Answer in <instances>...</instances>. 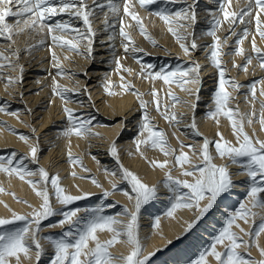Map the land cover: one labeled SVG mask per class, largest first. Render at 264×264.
<instances>
[{
	"label": "snow or ice",
	"instance_id": "6c2138e0",
	"mask_svg": "<svg viewBox=\"0 0 264 264\" xmlns=\"http://www.w3.org/2000/svg\"><path fill=\"white\" fill-rule=\"evenodd\" d=\"M121 3L123 5L121 12ZM161 3L164 4H180L178 9H171L168 7H159ZM199 0H92L89 5L88 0H0V37H7L11 39L14 29H19L23 32L27 30L39 29L43 31L47 29L48 35L51 37L54 45L59 47H66L68 51L75 52L78 55H85L86 58L94 60L96 55L95 39L98 31L93 28L92 21L97 10L103 11L105 8L106 17L110 13L117 18L119 23V36L121 37V47L124 49L125 56L131 51L133 57L136 58L138 52H142L135 46L132 36L126 28H131L133 25L128 23L126 25L125 18L130 17L131 21L135 22V27L139 30L140 35L150 40L155 45V40L148 35L146 27L143 23V18L136 10L137 5L139 9L148 12L150 17H157L167 27V32L170 33L179 43L180 48L186 56H191L195 51L206 50V59L216 69L218 74V86L216 87L212 101L214 103V110H209L206 115L212 118L219 124L218 117H226L231 125L233 135L236 136V144L225 140L223 134L217 131L216 136L219 139L209 140L207 137L203 138V143L200 146L199 152L193 148L192 145H187L194 155L198 156L200 163H194L189 159V156L180 151L176 154V150L172 149L167 144V139L162 130H158L152 124L148 114V102L143 100L144 93L134 90V86L130 81H125L122 84V89L126 92H131L137 96L139 100L140 119L136 125V137L134 144L137 151H141V146L159 149L165 157H172L174 160V167L179 166L181 169L180 175L183 177H190L189 179H181L173 177L172 169L168 168L171 161L165 159L162 162L152 160L150 164L154 168L165 169V179L161 182L164 189H166L169 199V206L164 215L166 217H173L177 209H195L198 215L195 219L187 223L184 229L185 235L191 233L199 224V222L210 213L211 210L217 206L218 201L225 194L230 193L237 185L233 180V175H246L247 187L246 198L248 203L253 207L264 208V140L255 138V134L250 136L244 130V122L248 124L253 123V119L248 115H239L238 109L229 107L230 100L234 97L226 91V85L230 86L233 91L239 93L241 87L245 85L230 79L226 76L227 69L223 66L221 57L226 55H236L242 57L246 63L237 65L233 63V67L242 68L245 72L248 71V65L253 63L255 58L259 67L264 71V50L256 45V37L264 40V0H248L246 6L239 11L226 10L228 4L226 0H217V9L210 13L212 20L210 27L203 34L212 38L210 45H198L195 37V27L198 24L197 6ZM13 6L16 10L13 11ZM150 6H156L155 10H150ZM67 15L69 19L60 20L54 18ZM221 15L223 20H221ZM7 17H15L16 23L11 24L6 22ZM73 20L82 22V27L76 26L72 23ZM224 22H228V33L223 38L217 36V30ZM242 25L241 31L237 32L236 26ZM255 26L253 32L250 25ZM23 25V27H21ZM177 28L184 29V32H178ZM109 29L114 33L115 23L109 21L107 18L104 21V31ZM191 29V30H189ZM58 33V34H57ZM66 36L71 38L66 39ZM229 37L234 39L235 47L231 52L223 51L224 46L229 44ZM251 37V52L254 55H249L246 49L242 47L244 42ZM115 36L108 35L106 51L112 52V60L115 64L117 74L121 70L132 74L129 68H123L121 58L115 53ZM190 43L186 42L189 41ZM101 47H105V42H101ZM84 51H81V49ZM51 52V48L49 49ZM13 56H17V52H12ZM5 57L0 56V60ZM67 59V57H65ZM53 67L57 70V75H64V70L59 59L55 53H52ZM11 63V62H10ZM137 63L141 64L140 71L136 73L137 78L148 80L150 82L162 81L164 85H176L181 90L186 92L189 96H194V101L190 105L193 110L192 122L187 127H190L196 135H200L195 121V109L200 100V90L203 85L200 73L203 66L192 60L187 64H176L174 67L155 70V65L144 64L137 59ZM9 66V65H0ZM123 76L121 80L123 81ZM264 84V79L254 81L248 87V92L251 94L253 103H256V83ZM8 84L23 83V66H20V76L18 78L9 79ZM110 81H105L104 91L111 96L114 93L108 88ZM193 85V88L187 87ZM68 89H62L55 78L52 81V93L54 96H59L61 99L67 101L66 93ZM86 92L87 89L85 88ZM160 90L154 86L151 89L153 103H157V96ZM264 97V90L259 93ZM170 98L176 101L178 98L169 93ZM23 98V93H21ZM248 95H245V100H248ZM91 99V97H89ZM260 118L259 123L261 130L264 131V100L259 101ZM160 112V106L157 103V109ZM30 113L31 110L25 109ZM67 126L60 130V135L69 137L71 135L92 136L97 135L92 133L94 117L90 115H79L73 110L64 108ZM0 114L11 115L19 119L20 113L11 109L7 101H0ZM163 118L171 122H179V118L175 115H168L167 109L160 113ZM234 114L239 118H234ZM255 109H253L252 116H255ZM7 131L18 135L19 139L28 144L30 137L17 130L7 126L5 122L0 121ZM126 122L121 123V129L125 127ZM35 132V129H32ZM185 145L181 142V149ZM214 148L215 153L220 158H226L232 165H238L239 171L233 173L230 171L228 164L217 166L213 163L214 156L211 149ZM40 147L38 138L35 143L29 144V152L26 155H18L17 152L12 151L8 154H0V173L7 175H15L21 181H25L34 194L41 200L38 207L27 204V201H21L15 197L20 203H25L31 211L28 213H17L15 210L5 205L10 213L9 216H0V226L13 225L16 222H23V226L15 228L10 231H0V264H21V254L25 259H33L31 254L34 250V259L36 264L42 260L46 254L45 248L41 244V239L45 240L52 253L49 258V264H150L155 252L144 254L143 239L139 235L140 230V214L141 211L151 202L157 200L160 196L159 184L148 185L143 182L141 178L134 172L125 168L120 161L119 152L116 141H113L108 147V155L115 159L118 165L117 169H104L105 173L111 176L119 175L120 180L127 183L130 190L123 191L130 202L133 203L132 208L122 206L121 211L115 215L102 214L103 207L100 208H69L75 202L90 196V193H82L81 195H72L66 193V190L60 185L58 175H50L44 167L30 168L29 164H38V154ZM69 162L72 164H79V167L87 172L79 158L73 157L71 152L68 153ZM95 160V157H93ZM99 163V161H97ZM187 165V167H185ZM74 177L75 172L71 173ZM38 177V179H31ZM90 179L96 187L102 185L94 177H81ZM50 185V188H49ZM112 191L103 190L102 195L106 199L115 191L120 190L118 184L112 183ZM51 189V191H50ZM4 191L0 188V192ZM54 196L55 201L61 205V208L53 207L51 198ZM203 206L201 207V203ZM109 208L116 207V203L107 205ZM84 212L86 215L81 217L78 213ZM256 213L244 202L231 212L228 213L223 221L222 226L216 232L208 246L198 252V255L190 259L187 264H264V248H259L260 259L256 260L250 256L246 257L240 251L241 248L248 252L255 243V237H259L264 233V217L258 227L249 225V231L245 232L237 220L248 223L249 216H255ZM54 216H60L56 223L44 225V221ZM120 217H125L121 219ZM160 217L154 218L151 227L153 229L159 226ZM67 225V229H65ZM233 225L239 229V233L233 231ZM43 227H59L62 233L59 237L40 236ZM107 231L111 233V238L101 241L97 233ZM248 237L245 239L244 237ZM122 242L128 246L127 255H113L109 249L116 243ZM171 243V241H169ZM258 246V245H257ZM259 247V246H258Z\"/></svg>",
	"mask_w": 264,
	"mask_h": 264
},
{
	"label": "bare ground",
	"instance_id": "6f19581e",
	"mask_svg": "<svg viewBox=\"0 0 264 264\" xmlns=\"http://www.w3.org/2000/svg\"><path fill=\"white\" fill-rule=\"evenodd\" d=\"M131 2L132 0H130ZM226 2L228 4L226 10L239 11L246 6L248 0H226ZM88 3L91 5L92 0H88ZM159 7L178 9L181 5L161 3ZM198 7H200L199 9L202 7V12L197 10L198 24L195 27L196 42L198 45H210L212 38L203 33L210 27L212 20L210 13L217 9V0H202ZM122 8L123 5L121 3L120 15H123ZM155 8L156 6H150V10L152 11ZM136 10L143 18L148 35L155 40V45L160 48L157 50L152 49L151 51L148 49L144 50L143 47L147 45L148 48L153 43L140 35L139 30L135 27V22L131 21L130 17H126V25L128 23L133 25L131 28H126V30L130 32L135 46L143 51L138 52L136 58L133 57L131 51L125 56L124 49L121 47L119 23L116 22L117 18L110 13L106 17L105 14L108 10L96 12L92 26L99 34L96 39L98 44L95 48L97 62L100 61V63L98 70L93 72V76L98 78L94 81V84L88 87H86V81L76 82L72 78V82L69 73L78 72L83 66H89L92 64L89 63L90 59L86 58L85 55L70 52L66 47L62 48L54 45L46 28L43 31H39V29H25L23 32L19 29H14L11 39L0 37V40H3L0 42V56L5 57V59L0 60V65H9L0 66V101H7L12 110L20 113L19 119L11 115L0 114V121L5 122L7 126L17 130L19 133L30 137L28 144H26L19 139L18 135H14L7 131L3 125H0V154H8L15 151L18 155H26L29 152V144L35 143L36 138H38L40 147L38 164H29V167L33 169L36 167H44L50 175H58L60 185L66 190V193L72 195H81L82 193L91 194L87 198L77 201L68 207L73 209L103 207L104 212L102 214L115 215L121 211L122 206H127L128 208H132L133 206V203L123 195V191L130 190L127 183L121 181L119 175L111 176L104 171L105 168L109 170L118 168L115 159L108 155V147L113 141H116L120 161L123 166L136 173L148 185L159 184V198L146 206L140 214L139 235L142 239L146 238L143 239L144 254L147 255L149 252L156 253L152 257L150 264H187L190 259L198 255L199 251L208 246L213 235L222 226L226 215L231 213L239 203L244 202L252 212L256 213L255 216H249L248 223H244L241 220L236 221L245 232L249 231V225L258 227L261 218L264 217V208H253L248 203V199L246 198L247 177L241 174L233 175L232 178L237 186L230 193L225 194L219 199L218 207H214L213 209L215 210L214 213L207 214L191 233L185 235L184 229L187 227V223L194 220L196 215H198L195 209H177L173 217H166L164 215L169 206L167 191L161 183L165 179V172L168 171V168H171L173 177L189 180L191 178L181 176L180 167L173 166V158L165 157L159 149L141 146V151H137L133 141L137 134L136 125L141 115L139 100L131 92L124 91L122 84L125 81H130L134 86V90L145 94L142 98L148 102L147 111L152 124L156 129L163 131L167 139V144L176 150V154L183 151L194 163H200V160L197 155H194L186 147L187 145H192L198 153L204 137H207L209 140L219 139L216 136L217 131L222 133L223 138L232 144H236V136L233 135L230 122L226 117L219 116V124L217 125L214 119L208 118L206 115L210 109L214 110L212 95L218 86V74L216 69L205 58L206 50L201 49L193 52L191 56H186L180 48L179 43L167 32V27L162 21L157 17H150L148 12L139 9L138 5ZM7 18H12L13 20L10 22ZM7 18L6 22L11 24L16 23L15 17ZM106 18L115 23L114 33L111 29L108 32L104 31V25L101 24ZM220 18L223 20L222 15ZM56 19L67 20L69 17L67 15L59 16L49 23L54 22ZM72 23L74 25L80 24L79 27H82V22L80 21L73 20ZM249 27L253 32L255 31L254 24ZM241 28L242 25L238 24L235 30L239 32ZM177 31L183 33L184 29L177 28ZM227 33L228 22H224L216 34L223 38ZM110 34L115 36L114 44L116 55L121 58L123 68L132 70L131 75L123 70L117 74L115 64L112 60L113 53L105 50L108 35ZM65 38L69 39L71 37L66 36ZM101 42H105V47H101ZM186 42L190 43V40ZM256 45L258 48L264 50V40H261L258 36L256 37ZM234 47V39L229 37V44L224 46L223 51L231 52ZM242 47L246 49L247 54L254 55L251 52V37L244 42ZM50 48L51 52L49 51ZM14 51L18 53V58L12 55ZM81 51H84V49L82 48ZM52 53H55L59 59L64 70V75L56 74L57 70L53 67ZM152 53L169 58V60L163 63V66L165 65L164 68L174 67L178 63L187 64L192 60L199 62L203 66L200 76L204 86L200 90V100L195 109L196 131L200 135H196L190 127H187L192 122L193 110L190 105L194 101V96H189L176 85H164L162 81L150 82L137 78L136 73L140 71L141 67V64L137 63V58L142 59L145 54L153 57L154 55ZM151 59L149 58L145 63ZM221 59L223 66L227 69L226 76L228 78L239 83L244 80L248 83L245 87L239 89V93L233 91L230 86L226 85L225 90L230 93L231 97H234V99L230 100L229 107L234 110L238 109L239 115L246 114L251 116L253 123L248 124L247 121L244 122L245 132L250 136L255 134V138L264 140V131L261 130L259 123L261 115L259 101L264 100V97L260 96L259 93L261 90H264V84L256 83V103L252 102L251 94L248 92L247 87L254 81L264 79V71L260 69L259 63L255 58L253 59V63L248 65L247 72L242 68L233 67V63L237 65L246 63L242 57L233 54L222 56ZM20 66H23V75L25 73L27 74L23 79V83H6L9 79L20 76ZM159 68L161 67L159 66ZM121 76L124 78L123 81L121 80ZM53 78H55L62 89L69 90L66 93L68 97L67 101L61 99L59 96L53 95ZM106 78L110 81L107 85L109 90L114 93L111 96L107 95L104 91ZM153 86L160 90L157 96L160 112L156 110L157 103H153V97L151 95ZM187 87L193 88L194 86L187 85ZM85 88L87 89L86 92L84 91ZM21 93H23V98H21ZM169 93L175 95L178 99L173 101ZM246 94L249 97L248 100H245ZM64 108L71 109L81 116H93L94 121L91 131L97 135L80 137L76 135L69 137L60 135V130L67 126L65 113L63 112ZM25 109L31 110L30 113L25 111ZM165 109H167L168 115L175 114L179 118V122H167L160 114ZM253 109H255V116H252ZM234 118L238 119L239 116L234 114ZM124 121H129V126L127 129L123 128L122 130L121 123ZM32 129H35V132ZM181 142L185 145L183 149H181ZM69 151L73 157L79 158L84 168L88 170L87 172L83 171L79 167V164L69 162ZM211 152L214 156L213 163L217 166L228 164L231 172L236 173L239 171L238 165H232L226 158L217 156L214 148L211 149ZM93 157H95V160ZM165 159H169L171 163L168 168L163 170L154 168L150 164L152 160L162 162ZM72 172L76 173L75 177L71 174ZM81 177H94L102 185V188L96 187L90 179ZM31 179H38V177H32ZM112 183L118 184L120 190L115 191L105 199L102 192L103 190L112 191ZM0 188L4 189V191L0 192V216L10 215L5 205L17 213L23 214L31 211V208L27 204L38 207L41 203V200L34 194L31 187L15 175L10 176L5 173H0ZM11 194H14L21 201H27V204L18 202ZM113 202L116 203V207H107L108 204ZM51 203L55 208L62 207L55 201L54 196L51 198ZM203 203H201V207ZM78 215L84 217L86 214L80 212ZM157 216L160 217L159 226L153 229L151 224ZM120 218L126 220L125 217ZM59 219H61L60 216H54L49 218V221L44 222H49L50 225L56 223ZM21 226H23V222L18 221L13 225L0 226V231H10ZM67 227L65 225V229ZM50 230H57L59 234L48 233ZM232 230L240 234L239 229L235 225H233ZM61 233L62 229L59 227H43L40 236L51 235L53 237H59ZM97 235L103 241L110 239L112 234L105 231L103 233L98 232ZM244 238L248 239L246 236ZM40 242L45 248L46 254L39 264H49L52 250L45 240L41 239ZM259 248H264V233H261L259 237H255V243L248 252H245L243 248L240 251L246 257L250 256L251 258L259 260L261 258ZM128 250V246L122 242L116 243L109 249L113 255H127ZM31 254L33 255V259L31 260L25 259L23 254H21V264H36L34 250ZM13 264H15L14 260ZM212 264H215L214 260H212Z\"/></svg>",
	"mask_w": 264,
	"mask_h": 264
},
{
	"label": "rangeland",
	"instance_id": "374dc122",
	"mask_svg": "<svg viewBox=\"0 0 264 264\" xmlns=\"http://www.w3.org/2000/svg\"><path fill=\"white\" fill-rule=\"evenodd\" d=\"M191 0H189V2H190ZM202 0H199V3H198V6H199V4H200V2H201ZM197 6V10H200V12H202V7H201V9H199L200 7H198ZM15 8L16 7H13V10H15ZM105 10H107L106 8L103 10V11H105ZM102 11V12H103ZM97 12H99V10H97ZM102 12H101V14H102ZM203 15V14H202ZM93 18H95V17H93ZM7 20H9L10 22L13 20L12 18H7ZM101 25H104V22L101 24ZM76 26H80V24L79 25H76ZM99 35V34H98ZM98 35H97V37H96V39L98 38ZM95 39V46L98 44V42H97V40ZM3 41V40H2ZM1 40H0V42H2ZM144 48V50H149V51H151L152 49H154V50H157L158 48H160L159 46H157V45H153V44H151L150 45V47H148L147 48V45H146V47H143ZM227 51V50H226ZM199 53V52H198ZM148 55V56H147ZM152 55H154L153 57H151L149 54H145L143 57L144 58H142V59H140V58H137V59H139L140 61H142V63H144V64H152V65H155V70H159L160 68H159V66L160 67H162L163 66V63L166 61V60H169V58H164L163 56H159V55H156V53H152ZM156 55V56H155ZM145 57H147V58H145ZM149 58H152L150 61H148V62H146L145 63V61L146 60H148ZM97 58H96V55H95V58H94V60H92V59H90V62L89 63H92V64H90L89 66H83L82 67V69H80L78 72H71V73H69L70 74V79H74L76 82H80V81H86V87H88L89 85H91V84H94L95 82V80L98 78V77H95V76H93V72L95 71V70H98V68H99V63H100V61H98L97 62ZM174 60V59H173ZM165 66V65H164ZM163 66V67H164ZM29 72H31V71H29ZM84 74V75H83ZM26 73L23 75V79H24V77H26ZM73 79H72V82H73ZM241 84H244V85H247L248 83L244 80V81H241L240 82ZM204 86V84L202 85V87ZM124 122H126V125H125V129H127V127L129 126L128 125V122L129 121H124ZM39 138H41V137H39ZM231 170H234V169H231ZM234 173V172H233ZM219 204V203H218ZM218 204H217V206H215V207H218ZM214 211L215 210H211L210 211V213L209 214H213L214 213ZM49 221V220H48ZM44 225H49V222H44ZM48 233H53V234H56V235H58L59 234V231L57 232V230H50V231H48Z\"/></svg>",
	"mask_w": 264,
	"mask_h": 264
}]
</instances>
